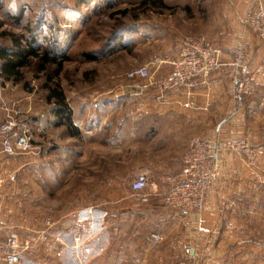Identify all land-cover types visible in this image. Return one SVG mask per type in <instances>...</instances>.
<instances>
[{"label":"crops","instance_id":"1","mask_svg":"<svg viewBox=\"0 0 264 264\" xmlns=\"http://www.w3.org/2000/svg\"><path fill=\"white\" fill-rule=\"evenodd\" d=\"M246 31L252 36L246 71L253 74L259 86L264 80V44L253 32ZM231 57L232 49L230 54L221 55L224 61ZM0 79V95L13 100V90L8 89L10 79L3 77L1 68ZM44 98V109L33 103V92L20 99L38 152L7 156L0 145V233L16 232L22 241L31 242L19 264H95L100 257L105 258L103 264L160 263L154 250L148 249L146 239L151 229H146L143 218L148 216L143 213L151 210L145 211L143 205L152 206L153 231L165 236L155 251L165 255L168 264L170 254L181 257L183 264V249L188 246L196 250L198 264H264V252L257 254L242 245L244 237L249 245L250 236L264 233L262 229L263 233L253 232L254 224L259 228L262 221L260 227L264 225V181L256 180L252 174L255 170L240 163L235 154L224 150L216 154L215 172L202 211L171 209L161 194L170 186L167 177L181 168L191 137L219 142L251 139L248 125L252 119L263 117L264 107L257 106L256 101L246 96L234 98L225 69L213 71L206 83L194 88L177 87L163 94L149 89L140 98H103L77 107L65 96L76 135L59 122L52 103ZM254 132L262 134L261 127ZM82 137L85 141L79 142ZM111 150L123 152L117 165L128 167L121 171L132 172L131 180L137 172L154 173V180L146 188L150 193L146 192L140 202L134 201L130 210L120 206L117 224L105 219L109 192L105 199L96 198L94 191L96 172L106 174L102 182L107 189L111 187V172H119L111 168ZM76 156L82 163L73 160ZM95 157L101 159L98 166ZM63 160L71 166L63 165ZM80 188L86 192L80 194ZM44 229L50 232L49 237L37 240ZM75 233L85 237L77 247L73 246ZM227 237L231 239L229 250L235 253L232 257L224 247ZM134 255L144 257L143 262L128 260Z\"/></svg>","mask_w":264,"mask_h":264},{"label":"rangeland","instance_id":"2","mask_svg":"<svg viewBox=\"0 0 264 264\" xmlns=\"http://www.w3.org/2000/svg\"><path fill=\"white\" fill-rule=\"evenodd\" d=\"M249 3L250 0H89L88 3L83 0H2L0 32L6 31L22 39L36 36L35 46L53 51L57 56L56 59L61 63L60 66L49 64L45 70L40 71L36 59L30 58L29 63L19 69V78L8 80V89L13 90L14 99H21L26 93L33 92L35 96L33 103L40 109L45 108L44 103L41 102L47 94L43 87L44 83L49 82L47 77H52L51 83L60 84L73 106L80 107L87 102H97L103 98L106 100L120 98L118 94L121 92V86L126 82L124 73L127 70L148 64L152 71L157 68V73L167 72L170 68L169 62L177 55L179 45L185 36H206L221 48L222 56L223 53L230 54L237 43L244 42L249 48L248 40L252 36L239 21ZM20 11L22 17L16 23L12 16ZM0 46L15 48L8 36H0ZM249 75L252 76L255 84L254 93L242 94L240 97L246 96L247 99L256 101L257 106L264 107V103L262 104L264 80L258 86L253 74L249 72ZM1 81L3 82L2 79ZM0 85L3 87L2 84ZM248 127L247 135H251V139L238 137L220 142V151L235 154L241 160L240 163L255 170L252 174L256 180L264 181V115L252 119ZM259 127L263 136L259 133H256L259 136L252 134ZM85 139L86 137H82L78 141L83 142ZM249 146L256 152L252 162L244 153ZM122 153L111 150V168L119 172L116 174L115 171L111 172L110 189H107L102 182V176L106 174L102 172L95 174V196L106 199V194L109 192V201H106L109 211L105 219H111L110 221H115V224L118 223L117 212L120 206H127L130 210L134 208L133 202H140L142 198L129 189L133 173L121 171L128 169L126 165H117V159H121ZM139 153L143 154L142 151ZM94 159L98 166L101 159L98 157ZM73 160L78 164L82 163L80 157L76 156ZM65 161L61 163L71 166V163L66 164ZM147 173L150 186L151 181L154 180V173ZM82 175L80 169L78 175L80 179ZM210 184L211 182L208 189ZM148 190L150 189H145L144 192L150 193ZM165 190H162V196ZM79 192L82 194L86 189L80 188ZM151 197H154V192ZM142 207L145 211L151 210L143 213L148 216L143 218L144 223L147 224L146 229H151L147 233L146 242H148L149 234L154 232V212L152 206ZM255 211L260 212L257 207ZM261 224L262 221L258 224L259 228L254 224L253 232L257 233L259 230L262 232L264 225L261 228ZM162 235L163 241L165 236ZM37 240L43 241L39 238ZM226 240L224 247L228 248L226 252L232 257L235 253L229 250L231 239L227 237ZM246 240L247 238L244 237L242 245L248 246L250 250L254 249L257 254L264 252V233L255 237L250 236L249 245ZM160 243L154 247L148 242V249L154 250V257L159 256L160 263L157 264H168L165 255L160 253L158 255L155 251ZM29 244L28 249L31 246L30 241ZM184 250L185 248L182 262L190 264ZM168 257L170 264H181V257L178 259L172 254ZM198 257L197 254L195 264L199 262ZM143 259L144 257L138 255L128 258L131 262L135 260L143 262ZM104 260L103 257L97 258L95 264H103Z\"/></svg>","mask_w":264,"mask_h":264},{"label":"built area","instance_id":"3","mask_svg":"<svg viewBox=\"0 0 264 264\" xmlns=\"http://www.w3.org/2000/svg\"><path fill=\"white\" fill-rule=\"evenodd\" d=\"M240 24L253 32L264 44V0H250L247 8L240 16ZM222 51L204 35H188L183 38L179 50L169 64L167 72L157 73L148 64L130 68L124 73L126 82L121 86L118 97L140 98L149 89H155L159 94L166 90L185 87L194 88L206 83L209 75L220 68L225 69L232 82L234 98L240 95L254 93L253 78L246 71L249 58V48L244 42L237 43L232 50L229 60H222ZM0 145L1 151L7 156L33 154L39 147L34 143L33 132L26 116V111L20 99L7 100L0 95ZM230 144V142L228 143ZM219 141L208 140L201 136H193L181 160V168L177 173L167 177L170 186L163 194V201L173 209L200 211L205 204L208 185L215 172L216 154L221 149ZM244 153L253 161L255 150L247 147ZM149 182L147 172H137L129 182V189L143 199L147 193L144 190ZM51 224L47 221V225ZM50 232L47 229L39 233L40 240H47ZM58 240L59 237L56 236ZM161 232L154 231L148 236L151 246H158L162 241ZM85 240L84 236L75 233L73 246L77 247ZM29 241H22L16 232L0 233V264H19L24 252L29 247ZM190 260L195 264L197 254L195 249L188 246L184 250Z\"/></svg>","mask_w":264,"mask_h":264},{"label":"trees","instance_id":"4","mask_svg":"<svg viewBox=\"0 0 264 264\" xmlns=\"http://www.w3.org/2000/svg\"><path fill=\"white\" fill-rule=\"evenodd\" d=\"M88 3L89 0H83ZM2 8V0H0V10ZM14 21L18 23L22 17V12L12 16ZM0 36H8L15 46V48H7L0 46V68L1 73L5 79L19 78V69L29 63L30 58L37 61L38 69L45 70L49 64L60 66L61 63L56 59L57 56L48 48H38L35 46L36 36L22 39L15 37L12 33L1 31ZM49 82L44 83L43 87L46 89V100L52 103V112L60 123L65 124L67 130L71 134H78L76 128L72 125L71 108L65 99V94L58 82L51 83L52 77L46 78Z\"/></svg>","mask_w":264,"mask_h":264}]
</instances>
